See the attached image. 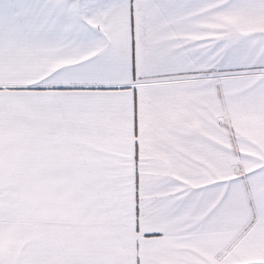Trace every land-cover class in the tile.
<instances>
[{
    "label": "snow or ice",
    "instance_id": "1",
    "mask_svg": "<svg viewBox=\"0 0 264 264\" xmlns=\"http://www.w3.org/2000/svg\"><path fill=\"white\" fill-rule=\"evenodd\" d=\"M0 264H264V0H0Z\"/></svg>",
    "mask_w": 264,
    "mask_h": 264
}]
</instances>
